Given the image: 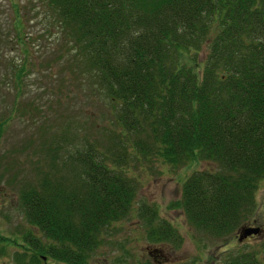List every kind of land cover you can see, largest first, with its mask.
Segmentation results:
<instances>
[{
  "label": "trees",
  "instance_id": "1",
  "mask_svg": "<svg viewBox=\"0 0 264 264\" xmlns=\"http://www.w3.org/2000/svg\"><path fill=\"white\" fill-rule=\"evenodd\" d=\"M48 5L111 101L114 127L105 141L84 139L72 150L58 140L43 143L46 164L20 193L37 230L24 235L26 244L15 243L23 249L17 264H41L42 255L89 264L112 226L134 214L138 182L128 166L139 157L176 168L206 163L185 179L169 208L221 242L240 241L241 229L256 222L264 179V0ZM13 7L20 14L19 1ZM14 25L24 41L21 16ZM136 212L150 241L183 242L156 205L143 203ZM254 235L239 242L246 247L226 251L222 264H264V237L247 243Z\"/></svg>",
  "mask_w": 264,
  "mask_h": 264
},
{
  "label": "rangeland",
  "instance_id": "2",
  "mask_svg": "<svg viewBox=\"0 0 264 264\" xmlns=\"http://www.w3.org/2000/svg\"><path fill=\"white\" fill-rule=\"evenodd\" d=\"M17 1L20 14L13 7ZM17 16L24 22V41L16 35ZM63 32L48 0H0V264H17L23 249L15 243L26 244L24 235L37 230L26 218L20 193L46 164L43 143L58 140L72 150L84 139L105 141L114 127L111 101L92 82ZM206 165L176 168L156 157L130 161L128 171L138 182L134 214L112 226L89 264H143L148 246L196 264H222L226 251L246 247L237 237L221 242L196 230L182 210L169 208L181 198L185 179ZM257 199V219L250 225L264 229V179ZM143 203L156 205L161 216L174 221L184 237L179 246L149 240L136 212ZM262 237L264 231L247 243Z\"/></svg>",
  "mask_w": 264,
  "mask_h": 264
},
{
  "label": "flooded vegetation",
  "instance_id": "3",
  "mask_svg": "<svg viewBox=\"0 0 264 264\" xmlns=\"http://www.w3.org/2000/svg\"><path fill=\"white\" fill-rule=\"evenodd\" d=\"M174 223V221H173ZM262 230H260L259 233H261ZM171 245V244H170ZM166 247V246H165ZM167 252L169 250L172 251L171 248H166ZM173 252V251H172ZM147 259V260H146ZM41 264H53L57 263L60 264L59 262L51 261L52 259L46 255L41 256ZM144 263H147V261H151L154 264H183L188 261L187 258H182V257H173L170 253L165 252V248H151L150 246L147 247V252L146 255L144 256Z\"/></svg>",
  "mask_w": 264,
  "mask_h": 264
},
{
  "label": "water",
  "instance_id": "4",
  "mask_svg": "<svg viewBox=\"0 0 264 264\" xmlns=\"http://www.w3.org/2000/svg\"><path fill=\"white\" fill-rule=\"evenodd\" d=\"M260 227H244L241 229V235H240V241L244 240L248 236H251L253 234H258L260 232ZM57 264V263H53Z\"/></svg>",
  "mask_w": 264,
  "mask_h": 264
}]
</instances>
